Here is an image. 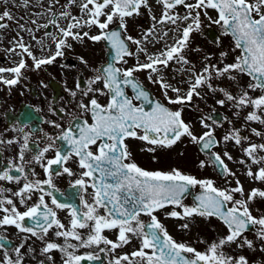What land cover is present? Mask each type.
<instances>
[{
	"label": "snow or ice",
	"instance_id": "obj_1",
	"mask_svg": "<svg viewBox=\"0 0 264 264\" xmlns=\"http://www.w3.org/2000/svg\"><path fill=\"white\" fill-rule=\"evenodd\" d=\"M2 2L5 7L0 12V29L8 27L4 23L5 20H13L7 8L8 0ZM155 2L162 6L161 16L157 19L152 15L150 17L154 22L152 28L144 32L142 39L137 40L125 35L127 20L134 15H142L141 8L150 9L149 0H66L64 5H60L62 10L59 15L56 6L60 4V0H49L47 23L38 25L36 20H32L30 24L35 25L36 30L55 28L56 34L45 32V37L55 45V51L51 52L49 46L43 40H37L35 35L32 39L40 44L42 51L49 50V55L38 58L34 55L31 46L26 45L19 36L14 38L13 46L7 50L20 57L15 66L0 67V85L9 88L19 84L23 70L29 68L25 57L31 59L32 68L39 70L43 66L53 64L58 57H63L65 49L73 47V41L82 43L85 38L93 42L107 41L114 52L113 63L97 69L96 74L88 80L86 88L81 89L79 84L76 86L82 96L89 97L91 94L87 103L81 100L77 105L81 115L90 114L91 122L87 119L81 121L79 116H75L70 120V127L62 129L60 124L47 121L52 127L60 130L59 134L55 137L44 134L42 142L45 146L39 149L33 161L40 164L49 178L44 181L29 180L23 163L18 166L10 163L9 170L0 173V181L17 184H20L23 177L25 182L22 187L11 194L19 198L21 205H26V202L32 199L34 192L41 193L38 201L23 212L18 210L12 198H0V227L11 226L19 233L29 234L26 240L30 238L39 240L43 244L40 255L45 257L39 261V264H55L54 257L50 255L54 251L61 253L62 264H82L84 261L91 264L101 260L100 253L111 254L109 264H249L246 256L227 255L223 249L233 244L237 248L253 249V241L244 236L250 226L257 227L256 235L261 244H264V215L256 217L250 210L251 203L255 199L264 200V190L253 188L245 193L239 179L236 180V186L233 188L218 189L211 180L197 179L176 168L169 172L144 170L132 159L128 144L129 140L146 142L152 146L147 150L155 152L158 148L170 149L187 137L193 144L208 150L214 165L219 166L223 174L235 177L236 174L225 164L221 155L211 152V148L217 145L213 129L202 119L200 124L207 130L197 136L192 131V126L184 120L183 112L194 97L200 96L201 89L217 91L210 83L213 78L227 76L228 79L235 80L233 73L251 77L254 82L249 83L247 88L264 92V0H194V2L155 0ZM22 6L29 7L30 0H22ZM43 6L41 2V7ZM72 6L79 9L80 16L73 15ZM177 6H182L186 14L183 16L174 14ZM209 10L216 12L215 19L208 14ZM35 15L39 16L40 13ZM202 17L218 25L222 35H230L235 42V48L240 50L233 63L224 64L223 67L205 64L202 69L203 74L191 66L185 55L189 50L198 51L191 49V36L200 31ZM113 24H116L120 30H111ZM162 24L175 26L169 30L176 32L174 42L171 46L166 44L164 50L158 54L149 55L146 43H151L153 40L159 42L160 39L168 36V31L159 38L153 35L156 31L155 26ZM18 27L21 31L34 32L33 27H25L24 24H19ZM85 28L97 29L98 33L89 35V31H84ZM126 41L136 45L138 51L134 53ZM138 54H144L147 62L140 63ZM134 55L137 56V63L134 66L127 68L117 66L127 65V58ZM226 55L225 52L220 53L221 58ZM80 59L87 65V61ZM170 62L187 66L183 68V71L189 75L186 91L174 87L159 75L161 68L168 69L171 66ZM143 71H148V80L160 86L164 98L169 105L176 106L175 110L150 99V94L136 79L135 74ZM5 73L11 74V78H7ZM98 84L102 87H96ZM43 86L47 87V85ZM128 87L133 92L131 96L126 92ZM169 91L175 93L174 98L168 95ZM70 94L75 97L77 91H71ZM96 94L106 96L107 104L102 105L95 98ZM224 96L227 101H232L235 107L243 109L250 106L254 109L245 117L246 121H258L264 124V117L258 114L264 113V94L253 99L249 92L244 90L239 97L226 91ZM217 103L223 105L225 100H219ZM146 104L151 107L150 111L145 110ZM36 111L40 110L36 109ZM63 111L61 109V112ZM25 119L31 120L32 117L28 114ZM16 131L22 133L23 144L18 155L20 161H24V152L29 147V133L25 132L23 127ZM252 131L256 136L264 138V134L255 129ZM246 139L238 132L223 137L225 143L234 141L236 145L241 146L244 156L252 165L258 166L253 171L246 165L244 159L235 161L245 165V175L253 181L264 184V155H258L264 152V144H249L248 147H243L242 142ZM58 141L62 144H58ZM18 142L12 139L7 141L0 139V147ZM49 151H54L55 156L47 159L45 163ZM223 156L228 161L233 160L227 151ZM69 161L75 163L81 170L79 178L71 186L78 187L83 193L80 195L83 210L66 203H59L51 191L45 192L41 187L42 184H47L49 188L54 187L51 178L53 170L56 175L67 174L70 177L76 175L67 166ZM53 166H56V169H53ZM200 167H205L204 161L200 162ZM61 168L62 172L59 171ZM11 171L20 175L14 176L10 174ZM197 185L204 190V193L196 197L197 202L189 207L183 203L184 194L189 187ZM88 189L92 190L91 202L84 198V195L88 194ZM5 191L7 190L0 188V196ZM236 194L242 198L236 199ZM46 195L52 197L51 205L54 207L46 202ZM229 204L231 207L228 206ZM169 207L172 210L165 212L166 217L185 221L180 225L183 230L189 228L188 221L195 217L205 219L215 217L222 221L227 233L218 242L210 243L203 252L186 243L177 242L157 215ZM55 209H69V226L60 221ZM142 216L148 217V221L143 220ZM26 219L32 222L30 226H25ZM85 230L87 235L83 234ZM106 232L115 233V240L105 235ZM50 233H54L56 238H62L64 243L49 241L47 237ZM133 238L139 241V247L135 251L120 256L115 255L118 249L129 245ZM4 246L0 244V247ZM24 247L25 244L21 243L14 248L15 259L5 254L0 258V264H23L24 256L21 250ZM89 248H96L98 252L77 254L80 249ZM27 251L34 253L35 249L29 246ZM260 251L264 252V247Z\"/></svg>",
	"mask_w": 264,
	"mask_h": 264
},
{
	"label": "flooded vegetation",
	"instance_id": "obj_2",
	"mask_svg": "<svg viewBox=\"0 0 264 264\" xmlns=\"http://www.w3.org/2000/svg\"><path fill=\"white\" fill-rule=\"evenodd\" d=\"M97 50L98 49H96V51ZM239 54L240 52L237 51L236 56ZM25 59L27 58L25 57ZM127 60V65H118V67H130L131 64H129V57ZM95 62H100V57H94V63ZM77 64L76 61L74 64H71L70 62L66 63L65 66L71 68L68 77H66L67 70L64 71L60 67L55 68L51 64L43 66L39 70L32 67L23 70V77L20 83L14 87L9 88L0 85V139L5 141L9 139L19 141L12 145L0 147V173L9 170L10 163H14L17 166L23 163L25 165V173L28 175L29 180H47L49 177L45 174L43 168L40 164L33 161V157L38 154L39 149L45 146V143L42 142L44 134L47 133L53 137L59 134L60 130L52 127L47 121H54L55 123L60 124L62 129L69 128L70 120H73V117L75 116H79L81 121L87 119L91 122L90 114L81 115L80 110L77 107L81 100H83L84 103H87L91 98V94L89 97L82 96L76 86L79 84L81 89L86 88L88 80L96 74L97 67L92 65L91 72L85 74L77 69ZM1 67L10 68L5 67V65H1ZM94 69L95 73H93ZM4 75L7 78H11V74L9 73H5ZM135 75L139 83L150 90L153 101L158 99L167 107L175 110L176 106L168 104L160 86L145 80L148 75L147 71L139 72ZM232 75L236 77L235 80H230L227 76L220 77L222 79L216 81L211 80L210 83L213 88L217 89V91L213 92L207 88L201 89L200 96L194 97L184 108L183 117L185 116L184 120L192 126V131L197 136L202 135L203 132L207 130L200 124L202 119L213 129L217 145L211 148V152L221 155L225 164H227L231 171L236 174L235 177L223 174L219 166L214 165L213 158L210 156L208 150L202 149L201 146L193 144L187 137L183 138L182 142L177 143L170 149L158 148L155 152L147 150L152 146L148 145L146 142L129 140L128 144L134 162L147 171L169 172L171 169L176 168L182 173L191 175L197 179L211 180L214 186L218 189L233 188L236 186V180L239 179L240 183L243 185L245 193H248L253 188L264 190V184L249 179L245 175V165H241L235 161L244 159L246 165L251 167L253 171H255L258 166L252 165L251 161L244 156L241 146L236 145L234 141L227 143L223 141V137L226 134L238 132L239 135L247 138L242 142L243 147H248L249 144H264V138L256 136L252 131L255 129L264 134V124H261L258 121L245 120L248 113L254 111V109L250 106L243 109L235 107L234 103L232 101H227L224 96V92L226 91L239 97L242 91L247 90L249 95L255 99L261 94H264V92H261L259 89L252 90L247 88L249 83L254 82L251 77L240 73H233ZM43 85H47V87H44ZM96 87H102V85L98 84ZM71 91H77V95L73 97L70 94ZM126 92L129 96L133 95L130 87L126 88ZM171 97L174 98L173 94ZM95 98H97L102 105L107 104L108 98L106 96L96 94ZM219 100H225V103L223 105L217 103ZM144 107L146 110V105H144ZM36 109H39L40 111L37 112ZM61 109L64 111L61 112ZM28 114L31 115V120L25 119V116ZM258 114L264 117V113ZM208 117L211 118L209 119ZM20 127H23L24 131L29 133V147L24 152V161H20L18 155L23 144L22 133L16 131V129ZM57 143L62 144L60 141ZM93 151H95V148H93ZM225 151L229 152L233 157L232 161H228L224 158L223 153ZM258 155H264V152H260ZM54 156L55 152L49 151L46 154L44 162L46 163L47 159H52ZM201 161L205 162V167L203 168L200 167ZM67 166L70 167L76 175L71 177L67 174L56 175L53 170L51 172V178L54 187L49 188L47 184H42L41 187L45 192L51 191L53 195L57 197L59 203H66L83 210V206L80 203V195L83 193L78 187L71 186V184L79 178L81 170L71 161L68 162ZM53 169H56V166H53ZM59 171L62 172V168L59 169ZM32 173H35V175ZM10 174L14 176L20 175L14 171H11ZM24 182L23 177H21L20 184L0 181V188L7 190L2 196H0V198H12L16 203L18 210L21 212L26 211L27 207H31L35 204L41 194L39 192H34L32 194V199L27 201L26 205H21L19 203V198L13 197L11 194L22 187ZM91 192L92 190L88 189V194L84 195V198L89 202L92 201ZM61 193H63V195H61ZM203 193L204 190L201 189L199 185L192 187L190 192L188 188L187 193L183 197V203L191 207L197 202L196 197ZM51 198L52 197L50 196H45V200L49 206L54 207L51 205ZM235 198L241 199L242 197L239 194H236ZM228 206L231 207L230 204ZM55 210L57 211L60 221L66 226H69V209ZM171 210V207H169L164 211L157 213L159 219L165 225L169 234L172 235L177 242L186 243L191 247L196 246L198 251H205L210 243L218 242V240L227 233V229L222 221L215 217L208 219L195 217L193 220L188 221L189 228L183 230L180 228V225L185 221L166 217L165 212ZM250 210L256 217L264 215V200L259 198L255 199L251 203ZM102 211L103 210H101V212ZM141 218L148 221V217L146 216H142ZM210 221H213L214 223H211ZM31 223V221L26 219L25 226H30ZM256 233V226H250L244 233V236L247 239L253 241V249H248L247 247L237 248L233 244L226 246L223 251L227 255L232 256L244 255L247 257L249 264H264V252L260 251V249L264 247V244H261ZM83 234L87 235V231L85 230ZM28 235L29 234L19 233L17 229L11 226L0 227V244L5 245L4 247H0V258L7 254L15 259L16 253L14 248L18 247L21 243H24L25 247L21 250L24 256L23 264H39L40 260L45 259L44 256L40 255V249L43 247V244L35 238L26 240ZM105 235L113 240L116 238V235L113 232H106ZM196 235L200 237V240H196ZM47 239L49 241H55L58 244L64 243V240L62 238H56L54 233H50ZM71 242L76 243L75 241ZM29 246L35 249L34 253H29L27 251ZM101 247H103V245H101ZM138 247L139 241L133 238L129 245L118 249L115 255L120 256L131 253ZM84 252H98V249H80L77 254H83ZM50 255L54 257L55 264H62L63 257L61 253L54 251L50 253ZM100 256V261H94L91 262V264H109L111 254L105 255L104 253H100ZM82 264H89V262L84 261Z\"/></svg>",
	"mask_w": 264,
	"mask_h": 264
},
{
	"label": "rangeland",
	"instance_id": "obj_3",
	"mask_svg": "<svg viewBox=\"0 0 264 264\" xmlns=\"http://www.w3.org/2000/svg\"><path fill=\"white\" fill-rule=\"evenodd\" d=\"M41 2H43V7H41ZM49 0H30V6L25 8L22 6V0H8L7 8L10 10L13 20L4 22L8 25L7 28L0 29V53L1 54H11L7 50L13 46L12 42L14 38L22 37L23 41L26 45L31 46L32 51L35 56H41L46 55L49 52V50H41L40 44L36 43V40L32 39V36L35 35L37 40H43V42L49 46V49L52 51L55 48V45L51 42V40L47 37H45V29L40 28L39 30H36L35 25H31L30 21L36 20L37 24H44L47 23L49 13L47 12V5ZM151 4L150 9L141 8L142 15L140 16H133L132 18H128L127 20V32L125 35L132 36L134 39H142L143 34L146 30H149L153 26V21L150 19L152 15H155L157 19L161 16L162 6L158 5L155 0H149ZM189 2H194V0H189ZM66 3V0H60V4L56 6V12L57 15H59V12L62 10L60 5H64ZM5 5L3 4L2 0H0V12L4 10ZM71 11L73 15L80 16L81 13L79 12V9L72 6ZM35 13H40L39 16L35 15ZM178 13L179 15L183 16L186 14V10L182 6H177L174 9V14ZM208 14L215 19L217 17V14L213 10H209ZM202 27L199 32H195L191 36V49H198V51H192L189 50L185 53L189 61L191 62V66H194L195 70L197 72L202 73V69L204 68L205 64L209 65H216L217 67H223L224 64H230L234 62L235 53H237L235 49V45L233 44V41L225 35H222V31L218 32V36L216 41L212 42L210 41L205 35L203 34V30L208 25L216 26L215 24H212L207 18L202 17ZM19 24H24L25 27H33L34 32L28 33L26 31H21L18 27ZM114 25V24H113ZM156 31L153 33V35L157 38L162 37L163 33L165 31H168V36L170 37H164L163 39H160L159 42H156L153 40L151 43H146L147 52L149 55H156L160 51L164 50L165 45L171 46V44L174 42V37L176 36V32L169 31L170 29L174 28V25L171 24H162V25H156ZM183 27V25H181ZM84 31H89V35H95L98 33L97 29L89 30L87 28L84 29ZM50 32L53 34H56L55 28L51 27ZM3 44V47L1 44ZM73 47L71 49H65V55L66 56H77L78 59V67L80 71H82L85 74H88L91 72V66L93 63L94 57H99L102 54V43L101 42H93L88 40L87 38L84 39V41L78 42L73 41L72 42ZM96 45V46H95ZM132 51L136 53L137 47L136 45H131ZM99 47V49L94 51V48ZM19 51V49H17ZM100 52V53H99ZM225 52L227 53L226 56L221 58L220 53ZM97 54V55H95ZM63 57H66V56ZM75 55V56H74ZM103 59V54L101 55ZM63 57H59L53 64L55 68L60 67L64 71L67 70V76L68 73L71 71V68L66 67L65 65H61L59 62L63 60ZM134 57V58H132ZM132 57H129V64H131L130 67L134 66L137 63V56L134 55ZM208 57L209 59H205ZM87 61V65L81 62V59ZM135 59V60H133ZM138 59L140 63L147 62L146 56L144 54H138ZM28 60V65L32 67V61L30 58ZM14 62L8 61L6 65H12ZM171 63V66L168 69L161 68V71L159 73L160 76H163L165 80L172 84L174 87H179L183 91L187 90L188 84L186 81L189 79V75L187 72L183 71V68L187 67L184 65H177L175 63ZM95 73V69L93 71ZM148 73V71H147ZM214 75V74H213ZM148 75L146 76L145 80L150 82L148 80ZM155 78V76H154ZM222 78H213L212 80H219ZM151 83V82H150ZM163 92V90H162ZM175 96V93H172L171 91L168 92V95ZM211 223H214L213 221H210ZM196 240H200V237L196 235ZM193 248L197 249L196 246H192ZM198 250V249H197Z\"/></svg>",
	"mask_w": 264,
	"mask_h": 264
},
{
	"label": "water",
	"instance_id": "obj_4",
	"mask_svg": "<svg viewBox=\"0 0 264 264\" xmlns=\"http://www.w3.org/2000/svg\"><path fill=\"white\" fill-rule=\"evenodd\" d=\"M111 30L114 31H119L120 29L118 28V26L113 27ZM211 39H214L213 36H210ZM127 43V42H126ZM104 45L106 47V55H107V60L106 62L101 66L102 68L106 67L108 63H113V56H114V52L111 49L110 45L108 44L107 41H104Z\"/></svg>",
	"mask_w": 264,
	"mask_h": 264
},
{
	"label": "bare ground",
	"instance_id": "obj_5",
	"mask_svg": "<svg viewBox=\"0 0 264 264\" xmlns=\"http://www.w3.org/2000/svg\"><path fill=\"white\" fill-rule=\"evenodd\" d=\"M168 37H170V35Z\"/></svg>",
	"mask_w": 264,
	"mask_h": 264
}]
</instances>
